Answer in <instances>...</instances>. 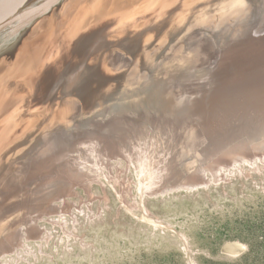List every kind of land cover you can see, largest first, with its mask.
<instances>
[{"label": "bare ground", "instance_id": "6f19581e", "mask_svg": "<svg viewBox=\"0 0 264 264\" xmlns=\"http://www.w3.org/2000/svg\"><path fill=\"white\" fill-rule=\"evenodd\" d=\"M7 1L9 0H0V14L7 9ZM33 1L35 0H14L16 6L4 13L6 16H3V21L6 20V23L0 21V108L8 111L13 106L20 108L18 102L25 95L31 96L40 87L41 81L42 85L45 79L47 82L52 81L56 67L68 59L74 60V64L82 59V65L92 59H102L103 67L99 76L95 78L94 73L90 76L88 94L84 98L68 95L60 98L57 108L49 114L41 127L37 128L36 123H32L10 143L12 149L8 152L9 155L3 154L7 155L6 158L0 156V193L12 189L8 193L9 198L18 195L25 201L31 195L30 187L34 180L55 176L74 156L78 157L79 153L94 144L105 155L111 154L117 148L129 150L135 144L138 146V156L150 146L156 148L161 145L168 149L170 163L167 172L163 170L165 174L161 179L167 189L172 188L175 183H184L194 169L210 166L222 155L229 153L239 156L246 149L264 150V44L259 59L258 55L251 57L247 54L251 47L258 48L260 41L256 39L251 46L236 52L239 55L237 59L233 61L230 58L227 63L228 54L221 52L223 43L219 31L213 23L208 25L201 22L204 17L211 16L222 25L229 24L231 21L216 16L228 9L246 8V0H187L185 6L181 4L182 0H155L152 6L136 10L129 17L121 13L116 16L119 20L112 22H118L114 30H119V34L127 33L126 38L136 29L132 27H137L136 36L139 37H147V31L153 34L154 29H158V40L150 42L149 45L144 44L141 49L129 44L126 39L124 43L127 47L110 45L107 36L111 33L108 29H103L96 36L94 34L93 38L83 43L68 47L79 39L76 37L82 24V20H79L61 34L56 33L50 39L48 36L43 38L44 42L49 39L44 46L46 50L39 48L41 44L36 42L35 37L37 31L44 27L45 17L29 20L27 12H24L25 6ZM83 1L85 0H63L57 4L55 11L59 15L60 26L65 23H68L66 27L70 26L71 18L82 7H85L82 11L87 10L83 13L86 12L87 16L89 14L88 20H91L93 15L97 17V14H103L108 5H112V1L114 7H124L132 2L91 0L88 5H81ZM205 9L207 10L197 12ZM143 11L152 16L141 17ZM85 14L83 20L87 19ZM173 20L176 23L171 28L168 24ZM195 20H200V24L193 26ZM238 28L244 32V26ZM115 31L112 32L113 35H116ZM175 40H178L177 47L171 49ZM110 46L111 51H107ZM160 47L159 56L167 49L175 57L170 60L175 65L185 62H180L179 59L184 54L192 56L197 64L207 65L223 56L226 59L225 65L219 68H224L223 72L238 63V60L245 61L239 64L234 77L226 78L228 75H225L220 84L215 86H202L206 75H197L196 70L183 71L186 74L178 76V82L170 86L169 79L174 80L177 75L175 71H170L167 64L164 70L167 80L147 84L145 79L148 77L138 75L147 74L145 67L152 63V57L146 54H155L157 57L158 53L151 52ZM225 49L228 51L231 48ZM155 59L157 62L161 61L160 57ZM8 66L10 67L5 69ZM119 70L121 72L118 77L112 76L114 71ZM76 74L80 73L68 71L65 74L68 76V89L87 78ZM222 74L221 70L217 76ZM214 78L212 76L211 80ZM62 80H65L64 73ZM183 82L189 85L186 87ZM47 98L46 91L35 99L33 96L29 97L28 103L24 102V105H28L27 113L40 120L45 114L46 108L42 104ZM11 116L2 120L0 126ZM44 139L50 141L41 142ZM141 173L140 166L137 175L140 176ZM82 175L77 174V177L83 179ZM61 181L52 189L49 187L51 190L40 197V208L48 206L52 199L61 195V191H68L70 184ZM144 181L140 178L139 187ZM4 226L0 227V257L4 255L5 248L13 247L20 240V237H16L14 242L13 237L16 234L10 229L4 230ZM243 249L244 245L239 242H229L224 247L229 254H238Z\"/></svg>", "mask_w": 264, "mask_h": 264}, {"label": "rangeland", "instance_id": "374dc122", "mask_svg": "<svg viewBox=\"0 0 264 264\" xmlns=\"http://www.w3.org/2000/svg\"><path fill=\"white\" fill-rule=\"evenodd\" d=\"M12 109L16 116L20 109ZM77 156L55 176L34 180L25 201L9 198L12 189L0 193V227L16 234L14 242L20 237L0 264H264V158L207 185L161 194L156 176L170 163L161 145L140 155L147 164L141 177V163L122 149L105 155L94 144ZM61 178L68 191L40 208ZM229 242L243 251L227 253Z\"/></svg>", "mask_w": 264, "mask_h": 264}, {"label": "water", "instance_id": "95a60500", "mask_svg": "<svg viewBox=\"0 0 264 264\" xmlns=\"http://www.w3.org/2000/svg\"><path fill=\"white\" fill-rule=\"evenodd\" d=\"M14 0H9L7 1V3L5 5H7V9L3 10V12H7L9 9H12L13 7L16 6L17 3L13 2ZM63 0H35L32 3H29L25 6L24 12H27V17L29 20H33L36 19L38 17H45V25L44 27H42L41 29H39L36 33L37 40L36 42H38L39 44H41V46H39V48H43L46 50V48L44 47L45 44L49 41V39L51 37H55L56 33H60L64 30L67 29L69 27H71L72 24L75 25L76 21L82 20V24L79 27L78 32L76 33V37H78L79 39L76 40L74 42V44H69L68 47L74 46L76 44H79L80 42H84L87 41L88 39L93 38L92 36L98 33L100 31H102L103 29H108L107 31H109V33H111L110 35H108L107 39H109V42L111 43L110 45L113 44H118L119 46H125L124 43V39L128 40L129 44H134L136 46L137 49H141L142 46H144V44L149 45L150 42L154 41V40H158V38L160 37L159 33L157 32L158 29H154L155 32H146L147 37L146 36H142L139 37L138 35L136 36L138 30L137 27H132V28H136L133 33H131L127 38V33L126 34H119L117 31L119 30H114V28H116L118 26V22L117 24L112 23L113 21H115L116 16L121 14V13H125L126 17H129L130 14H134V11L136 10H140L141 8L144 9L146 6H152L155 0H132V2L127 3L124 7H114V2L112 1V5H108V7L102 12L103 14L98 15L97 17H95L96 15H93V17L91 18V20L89 19V14L88 16L85 14L87 12V10L85 13H83L84 11H82V9H85V7H82V9L80 8L79 11H76L78 13H75V15L71 18L72 21L70 23V26L66 27L68 25V23H65L64 25L60 26V21H59V15L57 14V12L55 11V7L57 6V4L59 2H62ZM89 2H91V0H85L81 3L82 4H89ZM185 2V4H184ZM187 0H182L181 4H183L184 6L186 5ZM245 7L246 8H240V10H235L234 9H228L226 11H222V13L219 16L221 19L224 20H229V24H221L218 19L214 20L211 16H206L204 17L201 22H203L204 24H210L213 23L214 26L217 28V30L220 33V40L222 41V48H221V52L224 53L226 52L228 54V60L226 61V59H224L223 56L218 57V60L216 62H213L211 65H207V64H197L194 62V59L192 56L186 55L184 54L183 56H180V62L185 61L183 64H179V65H175V64H171L173 62H170L171 59L174 60V56L172 55V53L168 52V50H164V53L159 56L160 54V50L162 47H160L158 50L151 52L152 54L154 53H158L156 54L157 57L151 54H146L148 56H150V58L152 57V63L151 65L145 67V69L147 70V74H139L138 77H148L145 79V83L147 82V84H153L154 82L159 83V82H163L166 81L167 78L164 76V70H165V65L167 64L170 69V71H175L177 77L175 78L174 76V80L173 79H169V83L170 86H173V84L175 82H178L177 79H179L178 76L184 75L186 73H183V71H191V70H196L197 75H199L200 73L202 75H206L205 76V82L202 83V86H207L210 85L211 86H215L217 84H220L221 80H223V78L225 77V75H228V77L226 78H230V77H234V74L236 73V71L239 69V64L242 63V61L245 60H238V63H234V65H231L230 68H227V70L223 69H219L222 66L225 65L226 61L228 63V61H230V58L233 59V61L235 59H237L239 57V55L236 54L237 51L239 50H243L246 47L251 46L256 39H258L260 41V44L258 46V48H254L251 47L248 51V55L253 57L255 55H258V59L260 58L259 54L261 52L262 49V44H264V0H246L245 2ZM80 5V6H81ZM84 5V6H85ZM89 7H91L89 5ZM212 8V7H211ZM219 9L222 10V8L219 7ZM205 10H200L197 12H201V11H206ZM210 10V9H209ZM82 11V12H81ZM1 13L0 14V21H2L3 23H6V20L3 21V16H6V14ZM85 14V16H87V19L83 20V15ZM90 14L92 15V12H90ZM150 14H148L146 11H143V14L141 15V17L144 16H149ZM84 16V17H85ZM152 15H150L149 17H151ZM226 16V18H224ZM125 17V18H126ZM124 19V18H120ZM148 19V18H147ZM151 19V18H150ZM119 20V19H118ZM200 20H195L194 21V25H198L200 24ZM12 22V20H9ZM1 22V23H2ZM175 23L176 21H171V24L169 22V26L171 28L175 27ZM114 24V25H112ZM146 23H144L145 25ZM239 26H244V32H241V30L238 28ZM192 27V26H191ZM191 27L187 30L189 32V30L191 29ZM146 29V28H144ZM113 31H115L116 35H113ZM152 31V29H151ZM113 32V33H112ZM160 32V30H159ZM93 33V34H92ZM155 33V34H154ZM186 33V32H185ZM48 36L49 39H47L45 42L43 41L45 39V37ZM75 37V38H76ZM146 37V38H145ZM44 38V39H43ZM110 38H114V39H110ZM183 38H185V36L183 35ZM186 39V38H185ZM43 41V42H42ZM178 40L174 41V44L171 45V49L172 47H177L176 43ZM250 43V45H247V43ZM120 43V44H119ZM237 46H241V48H237ZM231 48L230 50L226 51L225 48ZM112 48V46H110L109 49H107V51H111L110 49ZM135 50V49H134ZM65 52H67L65 50ZM236 54V56H235ZM145 55V53H144ZM161 59L160 62H157L155 58H159ZM154 58V59H153ZM247 58V57H245ZM262 60V59H260ZM154 61V63H153ZM156 61V62H155ZM82 59H80L79 63H75L74 60H70L68 59L66 62H64L62 65H58L56 67V69L53 72V76L54 79H52V81L47 82L45 79V83L42 85V81L40 83V87L35 90L31 96H33V98L35 99L36 96H38L40 93L45 92L46 91V95H47V99L43 101L44 104H42L43 107L46 108L45 110V114L43 117H41L40 120H38V118L36 116H33L32 114L27 113L26 109L28 107V105H24V102L28 103V98L31 96H27L25 95L23 97V99H21L18 102V105L20 104V112L18 113L17 118H15L13 109L11 108L9 111L2 109V107L0 108V122L2 120H4L5 118L9 117L10 115H12L7 121H4L3 125L0 126V153L3 158H6L8 154V152L12 149L11 144L13 141H10L9 137L10 135H12L13 137H16V135H20L22 131H25V127H30V125H32V123H36V127L39 128L41 127V125L47 121V119L49 118V114H52V111L54 112L55 109L57 108V101L61 98L63 99L64 96L68 95V96H77L80 98H84L85 95H87V91H88V87L89 84L88 82L91 80L92 74L94 73V77L96 78L97 76H99L103 64H102V59L97 61L95 59H92L91 61L87 62L85 65L81 64ZM262 62V61H261ZM12 65V64H11ZM10 65V66H11ZM10 66H8L5 69H8ZM82 66V68H81ZM180 66V67H177ZM219 66V67H218ZM177 68H179V72L177 70ZM177 71H176V70ZM222 70V75L217 76V74H219ZM56 71V72H55ZM68 71H71L72 73H80V74H76V75H84L85 77H87L86 79H82L85 77H80L82 80H80V82H76L74 84V86L71 89H68L67 86V77L65 76V74H67ZM121 70L119 71H114V73H112V76H116L118 77V75H120ZM64 73V79L62 80V76ZM204 73V74H203ZM87 75V76H86ZM110 76V75H108ZM214 76L215 78L213 80H211V77ZM209 82H206L208 81ZM184 83V82H183ZM187 82H185V86L187 87L189 85L186 84ZM49 84V85H48ZM92 84V83H91ZM42 85V86H41ZM203 89V88H202ZM40 91V92H38ZM39 93V94H38ZM38 94V95H37ZM91 99V98H88ZM60 104V103H59ZM26 106V107H25ZM26 117V118H24ZM10 123V124H6V123ZM17 126V128H16ZM3 130V131H2ZM48 142L50 140L48 139H44L41 142ZM115 150H120V148H117ZM124 151V150H123ZM128 152H130V154L134 157V159H137L140 163H141V167L145 172V167L147 166L145 160L143 157L139 158L137 157L138 152L137 150H132V148L130 147L129 150H126ZM124 151V152H126ZM3 154H7L6 156ZM264 158V150H258V151H253L251 149H246L245 153L243 155H235V154H225L220 156L219 158H217L210 166H206V167H201V168H196L194 169L188 176V178L185 180L184 183H175L174 186L172 188L167 189L166 186L163 185L161 179L163 178L165 173H162L160 176L157 175V178H160V182H159V187L156 188L154 190V193H162L165 194L169 191H171L172 189H177L180 187L183 188H188V189H194L197 188L199 186H204L207 185L208 182L210 180L216 181L219 176L225 172L228 171L234 167L239 166L240 164L243 163H250V164H254V162H256L257 160H262ZM33 159H35L33 157ZM147 169V168H146ZM147 173V170H146ZM148 176L151 177V179H153L152 176V169H148ZM155 178V177H154ZM154 183H156L154 181Z\"/></svg>", "mask_w": 264, "mask_h": 264}]
</instances>
